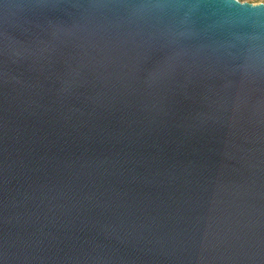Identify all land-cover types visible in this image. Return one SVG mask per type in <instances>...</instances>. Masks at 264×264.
I'll return each instance as SVG.
<instances>
[{
  "label": "water",
  "instance_id": "obj_1",
  "mask_svg": "<svg viewBox=\"0 0 264 264\" xmlns=\"http://www.w3.org/2000/svg\"><path fill=\"white\" fill-rule=\"evenodd\" d=\"M0 264H264V4L0 0Z\"/></svg>",
  "mask_w": 264,
  "mask_h": 264
},
{
  "label": "rangeland",
  "instance_id": "obj_2",
  "mask_svg": "<svg viewBox=\"0 0 264 264\" xmlns=\"http://www.w3.org/2000/svg\"><path fill=\"white\" fill-rule=\"evenodd\" d=\"M240 2H247L250 4L258 5V4H264V0H239Z\"/></svg>",
  "mask_w": 264,
  "mask_h": 264
}]
</instances>
